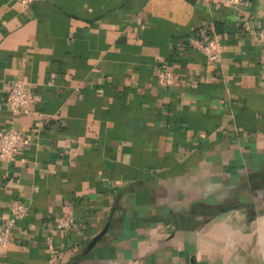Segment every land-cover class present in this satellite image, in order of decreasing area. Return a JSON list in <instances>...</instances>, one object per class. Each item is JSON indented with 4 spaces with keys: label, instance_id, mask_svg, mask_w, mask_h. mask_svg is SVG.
<instances>
[{
    "label": "crops",
    "instance_id": "obj_1",
    "mask_svg": "<svg viewBox=\"0 0 264 264\" xmlns=\"http://www.w3.org/2000/svg\"><path fill=\"white\" fill-rule=\"evenodd\" d=\"M260 26L264 0H0V131L21 132L0 223L27 207L0 264H48L49 240L63 264H264Z\"/></svg>",
    "mask_w": 264,
    "mask_h": 264
},
{
    "label": "built area",
    "instance_id": "obj_2",
    "mask_svg": "<svg viewBox=\"0 0 264 264\" xmlns=\"http://www.w3.org/2000/svg\"><path fill=\"white\" fill-rule=\"evenodd\" d=\"M23 5H28L34 0H19ZM230 4H239L242 0H222ZM256 34L259 39L264 43V26L256 29ZM190 44L196 49L206 54L209 60L218 61L222 56L223 46L216 34H210L207 37L198 35H191L189 37ZM158 80L163 85L172 84L174 81L173 74L166 68L158 69ZM33 94L25 86L24 81L18 79L10 84V90L7 95V103L10 108L15 112L30 111ZM21 142V132L15 128H8L0 131V157L10 160ZM10 215L4 218L0 223V254L11 243L15 228L27 213V207L19 202L13 201L10 205ZM74 226V218L70 215L63 214L56 219L54 227L64 231L70 230ZM48 248L50 251V258L48 264H63L65 255L62 251L58 250L52 241H48Z\"/></svg>",
    "mask_w": 264,
    "mask_h": 264
},
{
    "label": "water",
    "instance_id": "obj_3",
    "mask_svg": "<svg viewBox=\"0 0 264 264\" xmlns=\"http://www.w3.org/2000/svg\"><path fill=\"white\" fill-rule=\"evenodd\" d=\"M105 231H106V227L91 240L88 247L91 248L101 238V236L104 234Z\"/></svg>",
    "mask_w": 264,
    "mask_h": 264
}]
</instances>
